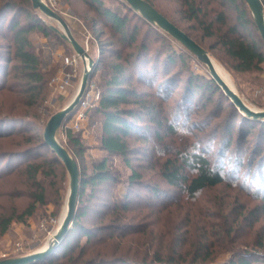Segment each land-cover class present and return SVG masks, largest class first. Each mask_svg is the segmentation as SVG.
Returning a JSON list of instances; mask_svg holds the SVG:
<instances>
[{
    "label": "trees",
    "instance_id": "16d2710c",
    "mask_svg": "<svg viewBox=\"0 0 264 264\" xmlns=\"http://www.w3.org/2000/svg\"><path fill=\"white\" fill-rule=\"evenodd\" d=\"M145 1L179 28L170 16L159 11L150 0ZM173 1L179 5L178 13L182 20L194 22L202 38L216 40L215 44L234 62V70H262L264 42L244 0ZM119 2L133 19L136 18L147 26L148 32L153 30L157 33L155 38L162 39L161 45L166 50L162 49V65L175 66L176 61H179L181 66H187L185 59L196 58L170 36L129 9L122 0ZM261 2L264 7V0ZM86 4L89 6L88 12L92 13V27L89 28L92 34L97 25L108 30L106 40L99 38L103 31L96 32L94 38L100 47L97 61L94 59L96 69L100 65L103 66L104 74L98 84L99 100L89 113V119L97 118L99 149L105 153V157L93 162L92 170L88 173L82 165L80 132H66V143L71 147L72 154L63 147L75 159L79 168L80 186L76 210L70 228L54 252L32 264H209L222 252L231 253L226 264H264V252L261 251L264 248L263 239H258L252 249H248L245 243L234 247V236L241 223H256L264 214V122L243 116L213 79L195 74L191 70L187 72L185 91H182V99L186 101L179 106L167 105L173 92L170 88L176 80H181L179 71H182V68L173 74L163 73L161 78H158L160 51L150 53L149 35L146 33L137 41L141 26L133 23L126 13L103 5L100 0H88ZM227 7H233L236 11V22L231 25L228 24L225 12ZM8 15L10 18L5 24V19L2 18ZM21 16L24 18L22 23L19 22ZM0 19V38L7 42L6 45L0 43V50L4 46L7 51L6 58L0 54V65H5L3 69L6 71L7 65L14 63L12 74L9 75L14 83L0 86V99L8 95L14 97L9 107L0 103V113L7 109L10 112L19 109V113L13 117L0 114V162H4L3 168L8 169L7 172H0V183L5 181L6 176L15 172L17 176H25L29 191V203L20 212L14 207L5 208L0 205L2 236L12 223H25L34 215L39 205L46 203L44 181L54 179L57 170L64 172L65 167L44 143L45 125L39 123L37 109L48 80L46 73L40 68V60L33 52L28 37L32 31H39L43 35L54 31L44 21L41 13L32 7L31 0H0ZM248 25L256 28L257 39L249 37ZM182 31L200 45L188 31ZM244 34L247 39L243 37ZM101 42H104L103 45ZM138 84H144L154 91H140ZM203 88L206 94H211L217 88L229 106L225 112L228 124L226 139L217 149L214 159L210 158V146L203 147L200 142L188 139L193 135V131L190 132L188 127V112L191 110L194 96L201 94ZM179 107L185 111L183 117L180 116ZM22 108L32 111L22 115ZM235 124H238L236 145L246 143L248 136L259 141L253 148L248 147L244 153L246 155L248 152L249 155L246 169L250 171L255 167L249 184L238 182L237 172L242 166L239 156L233 158L232 169H229L225 162L226 155L230 153ZM180 128L186 129L189 134L181 132ZM198 128L193 126V130ZM34 130L42 134L34 133ZM151 138L154 139V144L150 147L137 148L130 144L132 139L147 143ZM212 138L214 134H211ZM44 149L50 152L49 157L35 156V159H31L23 167L17 169L14 166V162L20 158H33ZM233 149L234 153L238 150V145ZM134 156H139L136 164L131 159ZM107 157H118L128 169L129 173L124 181L128 188L143 186V171L153 169L173 190V194L183 196L181 200L176 199L173 194L162 191L156 184L147 187L150 197L157 199L159 203L145 202V205L153 210V213H174L176 217L171 226H159L154 223L142 225L140 222L144 220V216L141 215V210L144 206L139 201H127L132 194L129 189L120 202L108 203L101 198L102 206L108 211L106 214L104 211L103 214L100 212V218L108 216L109 224L106 227L96 225L95 219L90 217L100 214L97 206L93 205L94 200H99L98 194L106 190L104 187L107 188L110 183L113 185L119 180L118 176L110 171ZM221 186L246 192L253 190L254 200L260 198V204L248 210L246 205L238 204L236 197L227 196V200L212 203L209 208L193 206L192 203L187 206V202L194 201L202 193ZM107 193L109 195V192ZM136 195L135 197H138L139 193ZM13 197L19 195L15 191L0 192V198ZM57 198L56 203H59L61 195L58 194ZM171 205H174V209L168 210ZM103 233L105 235L100 237ZM108 242L109 253H101L97 248L105 247ZM123 243L134 244L136 248L133 251L131 247L126 251L122 250ZM88 246L94 259L82 262ZM75 249H78L76 256L73 255Z\"/></svg>",
    "mask_w": 264,
    "mask_h": 264
},
{
    "label": "rangeland",
    "instance_id": "374dc122",
    "mask_svg": "<svg viewBox=\"0 0 264 264\" xmlns=\"http://www.w3.org/2000/svg\"><path fill=\"white\" fill-rule=\"evenodd\" d=\"M103 5L109 6L112 9L118 10L120 13H126L127 16L132 20L133 23H138L141 26V32L137 38V41L146 33L149 35V49L150 53L160 51L158 55H160L161 63L158 65V78H161L163 73L165 74H173L178 71V69L182 68V71H179L181 80H176L170 89L173 90L171 99L168 100L167 105L174 107L175 105L179 106V104H183L186 100L182 99V93L185 91L186 84V76L189 70L193 71L195 74H199L206 78H211L208 68L203 63L199 62L196 58L185 59L187 66H181L179 61H176L175 66L162 65V47L161 43H163L162 39L155 38L157 36L156 32L152 30V32H148L147 26L141 24L140 20L133 19V17L122 7L119 0H100ZM154 6L164 14L170 16L172 20L179 26L180 29L184 31H188L192 37L205 49L207 50V54L213 64L217 65L223 73L227 75L229 85L233 88V90L241 97L243 102L252 109L255 110H264V64H262L261 71H249V72H238L234 70V62L226 56L224 51L219 45L215 44L214 38H202L201 33L197 30L194 22H186L181 19V15L178 13L179 5L177 2L173 0H150ZM88 0H58L59 11L58 14L65 20L67 23L71 35L73 38L83 47H87V53L92 59L97 61V58L100 52L99 43L94 38L96 37V32L103 31V34L99 37L100 40H106L108 38V30L101 25L96 26V30L92 31L89 29L91 26L90 19L92 17V13L88 12L89 6L86 4ZM241 7V5H239ZM242 8V7H241ZM246 9V8H245ZM225 12L228 17V24H234L236 22V11L233 7H227ZM75 15L77 19H79L80 23L74 22L78 26V30L80 33H74L71 29L70 16ZM10 15L3 16L2 19H5V24L8 22ZM44 21L47 25H52L59 29L60 26L57 22L46 19L44 16ZM1 20V19H0ZM24 18L21 16L19 22L22 23ZM89 20V21H88ZM73 21V20H72ZM4 24V25H5ZM249 37L258 38V32L256 28L252 25L247 26ZM91 35L90 37L88 36ZM246 34V33H245ZM243 35L245 39H247V35ZM31 43L32 50L38 56L40 60V68L44 73H46V77L48 80V84L45 88L44 94L39 101V107L37 109V114L39 115V123L41 125H46L48 119L64 108L74 97L82 74L84 70V65L82 61H79L77 66L75 67V77L71 82V86L64 92L59 93L55 91L53 86L50 84L51 80L61 71H70V66L64 64L65 57H71L74 53L72 47L69 43L62 40L56 33L49 32L48 35H43L39 31H32L28 35ZM0 43L6 45L7 42L0 38ZM104 43V42H103ZM101 42L100 44L103 45ZM166 51V50H165ZM264 55V49L262 50ZM163 53H165L163 51ZM0 54L3 58H6L7 51L6 48L0 50ZM4 64V62H3ZM14 63H9L7 65V70L4 71L5 65H0V86H9L14 83L12 78H9L12 74V66ZM149 67V65H148ZM166 70V72H164ZM104 74V67H97L94 75L91 77L90 83L93 85L94 90H98V84L101 80V77ZM212 79V78H211ZM160 81V80H158ZM183 81V83L178 82ZM158 83V82H157ZM155 89V88H154ZM138 90L144 91H154L144 84H138ZM183 91V92H182ZM205 88L201 94H197L194 96V99L191 103V110L188 112V120H189V131H193V135H190L188 139L200 142L203 147L210 146L212 148L211 159L216 157L217 149L224 143L226 139V129L228 128L227 119H225V112L228 110V102L225 97L220 94V91L216 88L214 92L211 94H206ZM14 96H5L0 99L1 104H6V107H9V103L12 102ZM201 97L203 99L201 100ZM210 97L208 100L207 98ZM180 116L183 117L185 115V111L179 107ZM91 110V109H90ZM87 114L86 120L82 123L80 129V140L83 151V166L86 168L89 173L92 170L93 162L103 159L105 157V153L99 149V124L97 123V118L92 117L89 119V113ZM22 115L31 113L32 110L24 109L21 110ZM19 113V109H15L13 112H10L8 109L6 111L1 112V116L9 115L15 116ZM71 121L68 122L70 124ZM187 122V119H186ZM208 123V125H207ZM227 124V125H226ZM199 127L198 129L193 130V126ZM238 124L233 125L232 136H231V149L230 153L226 155L225 162L229 169H232L233 166V158L239 156L241 158L242 166L238 169L237 177L239 178L238 182H244L249 184L251 181V174L255 172V167H253L250 171L246 169V163L248 160V152L244 155L246 149L248 147L253 148L258 144V140H256L252 136L246 137V143H240L238 145V150L234 153V147L236 148L235 138H236V130ZM232 128V127H231ZM181 132L189 134V132L179 129ZM34 133L42 134L37 130H34ZM76 134L77 132H72ZM211 134H214V138L211 139ZM56 138L59 143L66 147L67 150L71 153V147L66 143V137L64 132L60 129L56 134ZM130 144L133 147L144 148L152 146L154 144V139L151 138L150 142L143 143L142 141L130 140ZM264 145V143H263ZM72 154V153H71ZM243 155V156H242ZM35 156L38 158H46L50 156V152L46 149L36 153L33 158H28L27 156L20 158V160L14 162V166L18 168L23 167L25 163L31 161V159H35ZM137 157H132V161L134 164L138 163L136 161ZM108 167L110 171L117 175L119 180L112 185L109 184V187L105 188L104 192L98 194L97 201L94 200L93 205L97 206L98 213H107L108 209H105L102 202L100 200H104L108 203L120 202L122 201L123 195H125L129 189L132 193L130 197H128V202L133 203L135 201H139L143 204L144 209L141 210V215L144 216V220H142V225H146L148 223H154L156 225L162 226H171L175 221L176 215L172 212L162 211L161 213H153V210L149 209L145 205V202H149L150 204L159 203L157 199H154L148 191V185L156 184L162 191H168L170 195H172L173 190L168 187L161 178L156 174L155 170L145 169L144 172V180L143 186L140 187H127V184L124 182L126 176L128 175V169L123 165L122 161L118 157H107ZM142 163V162H141ZM18 165V166H17ZM143 165H147V163H143ZM256 166V165H255ZM4 162H0V172L8 171V169H4ZM14 168V167H13ZM16 169V168H15ZM236 171V170H235ZM249 171V172H248ZM6 175V174H5ZM4 182L0 183V192L3 191H15L19 197L9 198H0V205L5 208L14 207L17 212H20L28 203L29 200L27 198L28 187L25 176L15 175V172L9 176H6ZM150 183V184H149ZM44 186L46 188L47 193V201L44 205H39L34 215L30 217L25 223L14 222L10 225L7 232L0 236V260L22 257L29 255L33 252L41 250L45 247L47 243L48 236L39 230V225L42 221H48V219L53 218L60 223L62 215L64 213L66 196L68 193L69 186V178L68 174L64 169V172L57 170V175L54 179H47L44 181ZM248 186V185H247ZM250 187V186H249ZM109 192V195L108 193ZM253 190L247 192L238 190L237 188L231 189L228 187H218L214 190H210L208 192H204L199 195L194 201L187 202V206L192 203L193 206L200 205L203 208L208 207L212 203H220L221 201L227 200L229 196L236 197L238 204L242 203L247 206V209L260 204V198L254 200ZM19 193V194H18ZM139 193L138 197L136 194ZM60 194L61 198H59V203L57 201V195ZM176 199H183V196H179L173 194ZM228 196V197H227ZM102 198V199H101ZM102 200V201H103ZM160 201V200H159ZM170 203V202H169ZM164 205V204H163ZM163 205L161 207H163ZM166 206V205H165ZM160 206H157L159 208ZM171 208L168 210H173L174 205L170 206ZM188 208V207H187ZM104 211V212H103ZM174 212V211H173ZM101 213L98 215H91V219H95L94 222H97L96 225L98 227H106L109 224L108 216L100 218ZM136 214V212H132ZM133 215V214H130ZM182 217V216H180ZM101 219V220H99ZM93 221V220H92ZM91 221V222H92ZM128 221V219H127ZM138 222V221H135ZM251 224V225H250ZM57 225L52 229L55 230ZM103 233L100 237L104 236ZM236 245L241 243H245L249 248L252 249L254 247V243L258 239L264 240V214L260 216L259 220L256 223L250 222H242L241 227H239L238 231L235 233ZM160 240V238H159ZM116 242V240L114 241ZM16 243H20L24 249L25 254H14L13 248ZM132 249V251L136 248L135 245L129 243H123L121 245L122 250H127L128 248ZM88 250L86 254L82 257V262H85L90 259H94L93 254H91L90 247H86ZM90 249V250H89ZM103 253L104 251H110L109 242L105 247H98ZM142 250V249H140ZM264 252V248L261 250ZM78 253V249H75L73 255L76 256ZM60 254V253H59ZM59 254H56L58 257ZM2 255H5L4 258ZM231 256V253L222 252L217 255V257L209 264H226ZM60 257V256H59Z\"/></svg>",
    "mask_w": 264,
    "mask_h": 264
},
{
    "label": "water",
    "instance_id": "95a60500",
    "mask_svg": "<svg viewBox=\"0 0 264 264\" xmlns=\"http://www.w3.org/2000/svg\"><path fill=\"white\" fill-rule=\"evenodd\" d=\"M129 9L140 15L146 22L156 26L159 30L170 36L180 45H182L196 59L207 66L210 77L216 85L221 89L222 93L231 102L232 105L245 117L256 121L264 122V110H255L247 106L241 97L227 85L217 74L214 64L209 58L207 51L192 40L186 33L176 27L153 6L145 0H122ZM251 13L256 28L264 42V7L261 0H244ZM32 7L38 10L46 19L57 22L61 29L50 25V29L54 31L62 40L66 41L72 47L74 53L79 56L84 65L83 74L78 89L72 100L61 110L53 114L47 121L43 130V139L48 146L63 163L69 178L68 193L65 201V208L59 226L55 233L47 241L45 247L41 250L33 252L29 255L15 258L0 260V264H32L43 260L51 255L55 248L59 245L68 229L76 210L79 193V168L75 159L69 152L59 143L56 138L58 130L64 126L74 111L78 108L82 98L84 97L91 77L95 73L96 61L92 59L85 47L81 46L71 35L70 29L65 20L55 11L51 10L42 0H31Z\"/></svg>",
    "mask_w": 264,
    "mask_h": 264
},
{
    "label": "built area",
    "instance_id": "2783aa9c",
    "mask_svg": "<svg viewBox=\"0 0 264 264\" xmlns=\"http://www.w3.org/2000/svg\"><path fill=\"white\" fill-rule=\"evenodd\" d=\"M51 10L58 13L59 11V5L58 0H42ZM90 37L91 35L88 34ZM87 47L85 46V49ZM87 50V49H86ZM81 61L79 56L76 54H73L71 57H65L64 58V64L70 66V71H61L58 73L52 80L51 85L55 89V91L59 93H64L70 86L71 82L75 77V67L77 66L78 62ZM99 91L93 89V85L89 82L87 91L82 98V101L80 102L78 108L74 111V113L71 115V117L68 119V121L62 126L61 130L66 134V132L69 130L71 132H79L82 126V123L86 120L87 114L89 110L95 105V103L99 100ZM70 124H68V122ZM57 225L59 226V223L53 218L48 219V221H42L39 225V230L44 232L48 239L47 241L52 237V235L55 233L57 227L55 230L52 231V229ZM14 254H25L24 249L20 243H16L13 248ZM5 255H2L4 258Z\"/></svg>",
    "mask_w": 264,
    "mask_h": 264
},
{
    "label": "crops",
    "instance_id": "0c3cea01",
    "mask_svg": "<svg viewBox=\"0 0 264 264\" xmlns=\"http://www.w3.org/2000/svg\"><path fill=\"white\" fill-rule=\"evenodd\" d=\"M69 19H70L69 23L71 24L72 31H74V33H80L79 30H78V26L74 23V22H78V24H79L80 23L79 19H77V17L75 15H73V14H72V16H70Z\"/></svg>",
    "mask_w": 264,
    "mask_h": 264
},
{
    "label": "bare ground",
    "instance_id": "6f19581e",
    "mask_svg": "<svg viewBox=\"0 0 264 264\" xmlns=\"http://www.w3.org/2000/svg\"><path fill=\"white\" fill-rule=\"evenodd\" d=\"M214 67H215V70H216L217 74L221 77V79H222L227 85H229L227 75H226L225 73H223V71H222L217 65L214 64ZM229 86H230V85H229Z\"/></svg>",
    "mask_w": 264,
    "mask_h": 264
}]
</instances>
